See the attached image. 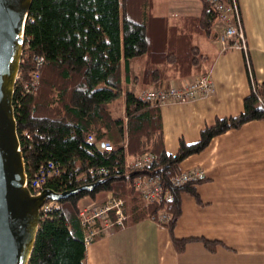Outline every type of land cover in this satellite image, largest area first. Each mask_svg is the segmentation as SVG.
<instances>
[{
  "label": "trees",
  "instance_id": "trees-1",
  "mask_svg": "<svg viewBox=\"0 0 264 264\" xmlns=\"http://www.w3.org/2000/svg\"><path fill=\"white\" fill-rule=\"evenodd\" d=\"M202 1L199 16L188 15L181 24L170 25L154 15L153 0H32L13 97L21 150L30 179L54 161L58 172L46 178L44 187L58 193L75 191L57 200L60 211L41 216L30 264H86L82 200L107 192L125 199L126 224L149 217L164 224L179 252L193 240L210 251L222 244L203 236H175L182 194L201 200L196 184L203 180L175 185L172 179L185 159L205 152L216 137L264 121V81L254 79L247 61L251 93L244 99L243 112L216 118L203 128L199 140H182L174 154L166 148L161 105L141 99L129 88V61L141 56L146 58L145 89L161 87L172 77L210 73L193 37L210 34L220 12L210 0ZM37 56L45 62L34 81ZM90 136L93 142H88ZM145 151L155 159L145 169L130 168V160ZM102 167L108 172L99 171ZM139 173L161 174L173 197L146 203L133 183Z\"/></svg>",
  "mask_w": 264,
  "mask_h": 264
},
{
  "label": "crops",
  "instance_id": "crops-1",
  "mask_svg": "<svg viewBox=\"0 0 264 264\" xmlns=\"http://www.w3.org/2000/svg\"><path fill=\"white\" fill-rule=\"evenodd\" d=\"M172 4L180 6L174 9ZM239 5L249 51L224 49L217 41L218 31L223 29L218 23L210 34L193 37L194 45L205 56L214 92L161 106L169 153H176L182 140H199L203 128L216 118L243 112L244 99L251 93L247 61L254 79L264 81V0H239ZM202 10V0H153L154 15L168 19L170 25L181 24L188 15L199 16ZM145 64L144 56L129 61V88L138 96L146 90ZM193 78L172 77L163 84L181 85ZM124 102L123 95L120 104ZM195 165L207 173V178L196 184L201 200L189 192L182 194L183 211L174 234L219 240L222 244L216 251L193 240L179 252L169 228L149 217L128 221L118 229H103L87 246L86 264H263L264 121L216 137L205 152L185 159L181 169ZM93 201L96 199L88 203Z\"/></svg>",
  "mask_w": 264,
  "mask_h": 264
},
{
  "label": "water",
  "instance_id": "water-1",
  "mask_svg": "<svg viewBox=\"0 0 264 264\" xmlns=\"http://www.w3.org/2000/svg\"><path fill=\"white\" fill-rule=\"evenodd\" d=\"M32 0H0V264H30L40 226V208L75 190L32 193L13 105ZM104 145V144H103Z\"/></svg>",
  "mask_w": 264,
  "mask_h": 264
},
{
  "label": "built area",
  "instance_id": "built-area-1",
  "mask_svg": "<svg viewBox=\"0 0 264 264\" xmlns=\"http://www.w3.org/2000/svg\"><path fill=\"white\" fill-rule=\"evenodd\" d=\"M217 10L220 12V17L216 25L221 24L223 29L219 32L217 41L224 49L240 47L246 54L249 51L247 38L245 35V28L243 16L239 5V0H231L224 2L221 0H210ZM28 14L26 17V21ZM25 21V24H26ZM213 25V26H214ZM25 28V26H24ZM23 43L25 41L24 30L22 34ZM37 73L34 75V81L40 78L39 70L44 65V57H35ZM214 92V85L210 73L198 75L191 81L185 82L181 85H167L163 84L161 87H153L142 91L139 97L145 101L156 102L159 105H165L170 102H189L191 100L210 96ZM25 135L29 134L26 132ZM94 137L90 136L88 142H93ZM103 147L106 150H112L111 144L104 143ZM155 159V155L150 151H145L139 156L133 157L128 166L133 170L145 169ZM101 172H108V169L102 167ZM58 172L54 161L42 165L35 176L30 179L27 174L26 184L29 186L32 193L39 194L45 189L44 182L51 174ZM207 178V173L204 168L199 165L191 166L181 169L180 173L173 177L175 185H182L189 181H199ZM135 188L141 193L146 203H150L162 196L172 198V192L165 190L163 178L159 173H139L133 180ZM165 190V192H164ZM125 199L114 195L112 192L104 193L99 199L91 203L85 204L81 211L82 223L85 227L84 240L86 244L92 243L103 229H113L115 226L124 227L126 225ZM62 209L61 205L55 199L47 200L40 208L41 216L52 215L56 211ZM112 215L115 217L111 220ZM166 217L162 214L161 218ZM102 221L103 226L99 225ZM264 264V263H263Z\"/></svg>",
  "mask_w": 264,
  "mask_h": 264
},
{
  "label": "rangeland",
  "instance_id": "rangeland-1",
  "mask_svg": "<svg viewBox=\"0 0 264 264\" xmlns=\"http://www.w3.org/2000/svg\"><path fill=\"white\" fill-rule=\"evenodd\" d=\"M180 5H177V4H172V8H174V9H178V7H179ZM116 114H121V112H116ZM82 202L83 203H85V204H87L88 202H89V198L88 197H86V198H84L83 200H82Z\"/></svg>",
  "mask_w": 264,
  "mask_h": 264
}]
</instances>
